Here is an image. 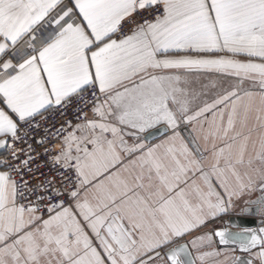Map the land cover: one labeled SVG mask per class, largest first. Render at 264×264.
<instances>
[{
    "label": "snow or ice",
    "instance_id": "1",
    "mask_svg": "<svg viewBox=\"0 0 264 264\" xmlns=\"http://www.w3.org/2000/svg\"><path fill=\"white\" fill-rule=\"evenodd\" d=\"M150 9L159 14L123 31ZM240 54L264 61V0H0V264H195L189 244L213 237L264 264V228L174 245L257 185L242 211L264 212V62ZM202 72L236 83L205 99L189 79ZM74 100L75 122L35 139L75 179L30 187L28 129ZM161 124L166 140L141 139Z\"/></svg>",
    "mask_w": 264,
    "mask_h": 264
},
{
    "label": "crops",
    "instance_id": "2",
    "mask_svg": "<svg viewBox=\"0 0 264 264\" xmlns=\"http://www.w3.org/2000/svg\"><path fill=\"white\" fill-rule=\"evenodd\" d=\"M67 2L71 6V0H64V3ZM114 38V37H113ZM115 39V38H114ZM173 55H184V54H192V53H184V52H173ZM225 53H220V55H224ZM234 59H238L243 62H247L249 60H252L254 63H261L264 62L260 60L259 58H254V57H248L244 54L237 55L233 57ZM191 81V88L195 91V88H201L202 91H205V94L203 98L205 99H210L212 95H214L217 91H223L224 89L229 88L230 85L235 84L236 81L231 78H226L222 74L214 73V72H202L199 74H193L189 77ZM216 82L219 87H213L215 88L214 90L209 91V88L211 87L212 83ZM242 91H251L257 96L260 94L262 91L259 80L257 79L256 82H253L252 80H244L243 85H242ZM0 107H5V104L3 102V98L0 97ZM253 125H255V121L252 122ZM162 125V124H161ZM161 125H156L155 128L161 126ZM148 129L147 132L141 133V139L148 144H159L161 141L166 140L169 136L172 135V130L169 129L165 134L149 141L145 138V135L155 129ZM180 136L184 139L186 143H188L189 147L191 148V142L189 139L188 135V129L186 126L181 125L180 128L178 129ZM259 131L258 128L254 127L253 130V136L257 134ZM130 143L132 141H129ZM201 152L204 157H207L209 153L205 151L203 148L201 149ZM199 159V157H198ZM259 186L257 185L256 189L254 191H246L243 196L239 199L233 198V203L231 205L226 204V211L222 214H218L216 219H209V222L206 223L204 226L199 228L197 231L186 234L185 236L181 238H177L174 241V245L177 244L178 242L181 241H191L194 236L197 235H204V234H212L216 229L221 228L226 225V222L229 220L230 216L232 214H236L239 212V210L244 207L250 200L253 198H256L260 194ZM45 218H47V215H45ZM223 220V223H220L219 220ZM82 224L85 222L81 221ZM85 231L91 235L90 230L87 228L85 225ZM95 243V241H94ZM192 247V246H191ZM198 261L201 264H230L236 254H237V248L232 247V246H220L218 244L217 238L213 237L212 242L205 243L200 246L199 249L192 247ZM256 249L252 251V254L254 255V260L255 264H261V260L259 259L258 256L255 255ZM204 253H218V255H207L204 257L203 260L200 259V256L203 255Z\"/></svg>",
    "mask_w": 264,
    "mask_h": 264
},
{
    "label": "built area",
    "instance_id": "3",
    "mask_svg": "<svg viewBox=\"0 0 264 264\" xmlns=\"http://www.w3.org/2000/svg\"><path fill=\"white\" fill-rule=\"evenodd\" d=\"M68 4L67 2H65ZM69 5V4H68ZM70 6V5H69ZM159 13L153 12L151 9L148 11H141L139 15H134L131 21H128L124 24L123 31L126 34H130V31L134 29L135 25L141 22L143 19L152 20L155 15ZM115 39H119V35L114 36ZM82 96H88L89 93H82ZM79 102L74 100L67 109L63 108H50L48 111L44 112V117H37L33 123H39L40 128L38 130L28 129L31 132L34 139H30L28 143L32 145L34 149V160L30 164V167L33 169L30 175H26V179L29 181V186L44 184L46 181H51L53 186L56 188H66L69 186L70 181L75 179L74 172H68L56 165L51 160V153L44 154L45 147H50V144L41 146L36 142L35 138L44 137L46 135L45 129H50L55 126L59 128L65 120L75 122V116L77 115L76 108L78 107ZM23 147V145H21ZM65 177H69L68 180H65ZM42 194V193H41ZM65 203H68V198L63 197ZM29 200H35V194L27 197L21 203H27ZM46 215V214H45ZM220 223H223V220H219Z\"/></svg>",
    "mask_w": 264,
    "mask_h": 264
},
{
    "label": "water",
    "instance_id": "4",
    "mask_svg": "<svg viewBox=\"0 0 264 264\" xmlns=\"http://www.w3.org/2000/svg\"><path fill=\"white\" fill-rule=\"evenodd\" d=\"M165 126L161 125L151 131H149L146 135L145 138L149 141L165 134L167 131L164 130ZM169 130V129H168ZM262 195V193H260L256 198H253L252 200H250L244 207H242L238 213L236 214H232L229 218V220L226 222V225L221 227V228H229L232 231H240L242 229H249V230H257L260 228H264V212H253L251 214L243 212L242 209L245 208H255L256 205L253 203L254 201H256L260 196ZM218 241V239H217ZM184 243H188V241H181L178 242L177 244H184ZM219 244V242H218ZM220 246H232L237 248V254L235 256V258L239 257L241 260V264H255V260H254V255L252 254V251L255 250L253 249L251 252H241L239 250V246L238 245H221ZM189 249L192 253V257L195 260V264H201L191 245L189 244ZM234 258V260L230 263V264H237L236 259Z\"/></svg>",
    "mask_w": 264,
    "mask_h": 264
},
{
    "label": "rangeland",
    "instance_id": "5",
    "mask_svg": "<svg viewBox=\"0 0 264 264\" xmlns=\"http://www.w3.org/2000/svg\"><path fill=\"white\" fill-rule=\"evenodd\" d=\"M216 88V87H215ZM215 88H213L212 86L209 88V91L211 92V90H214ZM195 91L197 93H205V91H202L201 88H195Z\"/></svg>",
    "mask_w": 264,
    "mask_h": 264
}]
</instances>
